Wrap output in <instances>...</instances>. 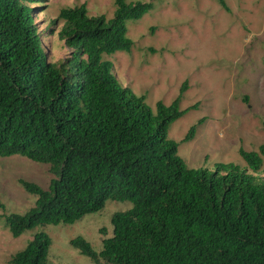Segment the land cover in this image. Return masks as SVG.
Masks as SVG:
<instances>
[{
  "label": "trees",
  "instance_id": "1",
  "mask_svg": "<svg viewBox=\"0 0 264 264\" xmlns=\"http://www.w3.org/2000/svg\"><path fill=\"white\" fill-rule=\"evenodd\" d=\"M44 2L0 0V156L48 164L54 175L48 190L21 181L37 201L7 217L13 237L73 224L111 199L133 207L112 216L103 250L83 237L72 241L95 264H264V177L255 175L264 145L241 151L252 173L223 163L189 168L168 136L188 111L180 107L186 84L154 113L103 59L132 50L127 21L152 4L116 0L110 20L90 16L86 4L64 8L53 25L63 23L59 38L73 54L51 62L36 22ZM195 133L196 126L186 140ZM50 246L39 232L9 264H50Z\"/></svg>",
  "mask_w": 264,
  "mask_h": 264
},
{
  "label": "rangeland",
  "instance_id": "2",
  "mask_svg": "<svg viewBox=\"0 0 264 264\" xmlns=\"http://www.w3.org/2000/svg\"><path fill=\"white\" fill-rule=\"evenodd\" d=\"M152 4L142 18L128 20L130 52L104 54L124 88L145 96L154 113L158 102L171 105L186 84L185 115L170 126L169 139L189 168L215 170L218 163L249 169L241 151L264 145V0H125ZM86 4L90 16L114 17L116 0H45L36 14L51 62L69 59L73 49L60 40L64 8ZM198 105L197 108H192ZM196 126L194 139L187 141ZM250 170V169H249ZM250 173L252 171L250 170ZM258 177H264L263 169ZM54 175L48 164L26 157L0 156V264H9L39 232L50 240V264H95L72 245L85 238L100 253L113 236L112 216L133 207L108 200L105 208L73 224L39 226L15 238L6 226L11 214H25L37 197L21 181L48 190Z\"/></svg>",
  "mask_w": 264,
  "mask_h": 264
}]
</instances>
